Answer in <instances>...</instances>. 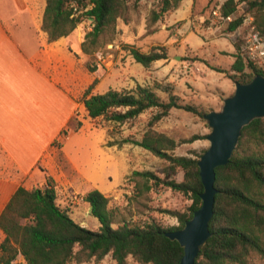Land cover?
I'll return each mask as SVG.
<instances>
[{
  "label": "trees",
  "instance_id": "1",
  "mask_svg": "<svg viewBox=\"0 0 264 264\" xmlns=\"http://www.w3.org/2000/svg\"><path fill=\"white\" fill-rule=\"evenodd\" d=\"M179 1L160 0L158 10L152 12V22L176 7ZM45 2L42 30L49 42L69 36L82 18L92 20V28L85 33L81 43V52L85 55H92L111 42V39L104 42L100 39L115 31L119 19L126 21L128 11L127 0ZM240 3H244L247 12L253 13L254 25L264 38V0H225L220 7L221 13L225 16L234 13ZM73 6L86 10L75 16ZM240 24V18L233 20L228 24V31L235 30ZM128 51L135 63L144 68L157 60L167 59L164 47H153L148 54L133 47ZM212 69L221 72L220 69ZM89 71L93 72L94 68ZM231 71L233 73L226 72V76L234 84H246L256 75L264 76V69L246 65L237 55ZM89 90L90 87L84 92L82 103L92 120L102 118L124 124L154 110L140 140L123 142L134 144L167 162L168 165L161 171L164 178L150 171H135L132 175L146 183L151 182L153 186L162 185L188 195L190 206L184 213H174L178 226L171 228L155 223L139 225L123 221L115 224L109 198L92 189L82 197L90 207L91 217L99 225L97 230H90L76 223L68 211L60 207L51 178L46 179L43 187L26 189L20 186L0 215V231L4 235L0 243V264H16L18 258L22 260L19 264H83L100 262L108 255L115 264H127L129 257L138 264H179L183 249L165 234L181 229L199 208L203 186L197 166L201 154L193 158L176 156L172 152L178 144L192 143L200 137L193 135L177 143L156 131L154 125L167 117L172 109L201 119L207 113L196 105L181 104L179 96L167 87L163 88L168 95L167 101H162L155 88L149 86L137 85L133 90L121 91L108 89L100 94H90ZM178 170L183 172L181 182L171 178ZM145 188L151 189L148 185ZM214 188L213 215L208 225L210 236L200 247L195 264H246L252 255L263 257L264 118L255 119L243 127L229 162L215 169Z\"/></svg>",
  "mask_w": 264,
  "mask_h": 264
},
{
  "label": "rangeland",
  "instance_id": "2",
  "mask_svg": "<svg viewBox=\"0 0 264 264\" xmlns=\"http://www.w3.org/2000/svg\"><path fill=\"white\" fill-rule=\"evenodd\" d=\"M159 1L127 0L126 21L119 19L115 31L103 35L100 39V42L110 39L111 42L92 55L81 53L77 45V40L82 41L85 33L91 30V19L82 18L75 30L66 37L65 49L68 58L66 57L65 61L69 72L63 83L66 88L61 91L67 102H71V113L59 135L38 141L41 154L30 167H25L24 162L19 159L12 163L9 156L7 162L4 160L2 163L3 148L0 143V175L12 178L10 190L18 186L26 189L43 187L46 179L51 178L57 193V203L68 211L76 223L90 230H97L99 225L91 217L89 206L83 202L82 197L92 189L109 198L115 224L123 221L139 225L155 223L163 228L178 224L174 213L186 212L191 204L190 197L162 185L153 186L151 182L146 183L132 175L135 171H150L163 179L164 174L161 171L168 163L134 144L123 142L140 140L154 110L147 111L133 121L117 124L102 118L90 119L82 103L83 94L89 87L90 94H99L108 89L133 90L137 85H141L155 88L162 101H167L168 95L163 90L167 87L172 93L179 95L181 104L196 105L206 113L221 110L223 100L233 94L235 87L227 78L212 82L211 78L205 75L204 65L209 67L206 61L207 44L200 40V46L191 47L190 39L199 40L195 37L196 34L192 33L188 40L182 42L178 36H174L187 21L179 18L184 8L181 7V1L157 21L152 22V12L158 10ZM218 1L209 0L207 5L196 13H193V9L191 17L209 12L210 7ZM188 4L194 7L195 0H189ZM249 13L253 17V13ZM202 22L199 25L203 29L208 25V21L205 20V24ZM123 25L128 27V30L125 31ZM125 33L137 38L142 35L144 37L134 38L135 43L130 44L125 41V38H129ZM235 40L239 47L241 39L237 37ZM131 46L142 53L145 50L150 51L153 47H164L168 61L166 65L158 61L144 68L133 59H127ZM227 61V57H217L214 63L219 65ZM193 62L204 72L201 70L200 74L196 75L192 72L185 73L183 67H194ZM90 68H94V71L90 72ZM176 69L181 73L177 74ZM186 74L188 78L184 77ZM154 129L177 143L193 135L200 137L192 143L178 144L172 152L176 156L195 158L209 145L206 140L210 132L207 122L182 110L172 109L167 117L154 125ZM111 143L114 145L108 146ZM171 178L181 182L183 172L178 170ZM146 185L151 189L146 190ZM21 262L19 258L16 260V264ZM83 264L115 262L108 255L100 262ZM127 264L138 263L129 257ZM246 264H264V256L252 255Z\"/></svg>",
  "mask_w": 264,
  "mask_h": 264
},
{
  "label": "crops",
  "instance_id": "3",
  "mask_svg": "<svg viewBox=\"0 0 264 264\" xmlns=\"http://www.w3.org/2000/svg\"><path fill=\"white\" fill-rule=\"evenodd\" d=\"M180 1L182 2L181 7L184 8L181 10L179 18L187 19V21L174 36H178L182 42L188 40V36L192 33L196 34L195 37L199 40L192 41L190 39L191 47L200 46V40L207 44L208 57L207 60H204L208 61L209 67L204 65L205 75L209 76L212 82L227 78L226 72L233 73L231 67L239 49L235 39L238 37L242 41L244 27L239 25L235 30L228 31V24H222L208 29L207 26L210 23L208 21V25L202 29L199 24L209 18L211 10L202 15L197 14L193 18L191 15L206 6L209 0H195L194 7L188 4L189 0ZM45 5V0H0V143L2 144L0 145L3 148L2 163L4 160L7 162L9 156L12 163H16V160L19 159L24 162L25 167H30L41 154L38 141L59 135L71 113V102L69 100L67 102L61 91L66 88L63 83L69 72V66L65 61V58H68L65 49L66 37H61L53 42L48 41L47 34L42 30ZM204 16L207 18L205 19ZM123 27L125 31L128 30L125 25ZM126 34L129 35V38H125V41L130 44H134L135 39L144 37L142 35L137 38L132 34ZM82 41L77 40L80 51ZM149 52L145 50L143 53L148 54ZM195 56L202 57L197 54ZM217 57H227L229 61L218 65V63H214ZM127 59L132 60L130 54ZM158 61H162V65H166L168 60H157L153 64ZM193 64L195 68L199 67L202 70L194 62ZM194 67H191L189 71L184 70V72L200 74L201 71L195 73ZM212 68L220 69L223 72H216ZM165 71H167V67H165ZM202 72L204 71L202 70ZM176 73L181 72L176 69ZM184 77L188 78V75L186 74ZM227 79L234 87V83L229 78ZM11 180L12 178L8 175H0V215L13 193L20 187L10 190ZM88 208L90 209V207ZM3 238L4 235L0 231V243Z\"/></svg>",
  "mask_w": 264,
  "mask_h": 264
},
{
  "label": "water",
  "instance_id": "4",
  "mask_svg": "<svg viewBox=\"0 0 264 264\" xmlns=\"http://www.w3.org/2000/svg\"><path fill=\"white\" fill-rule=\"evenodd\" d=\"M234 92L223 100L220 111L203 116L210 128L209 145L197 161L203 192L201 205L181 229L165 236L183 249L179 264H195L200 247L210 236L208 225L213 215L215 169L225 166L238 144L241 130L255 119L264 118V76L256 75L246 84H234Z\"/></svg>",
  "mask_w": 264,
  "mask_h": 264
},
{
  "label": "built area",
  "instance_id": "5",
  "mask_svg": "<svg viewBox=\"0 0 264 264\" xmlns=\"http://www.w3.org/2000/svg\"><path fill=\"white\" fill-rule=\"evenodd\" d=\"M224 1L225 0H219V2L214 5L215 7L211 9L209 13V18L206 19L207 21H210L207 28L210 29V28H215L218 25L229 24L233 20L240 18L241 19L240 25L245 27V32L243 33L242 43L237 51V56L246 65L251 64L257 68L264 69V38L260 35L259 31L256 29L254 25V18L249 12L245 10L244 3H240L236 7L234 13L226 16L223 15L221 13L220 7L222 6ZM89 7L90 6L88 5L87 8ZM85 10L73 6V12L75 16L81 14ZM203 22H205V20ZM190 68L191 67L187 68L186 66H184L183 70L189 71ZM194 71L198 73L201 70L199 69V67H196L194 68ZM174 226H178V224Z\"/></svg>",
  "mask_w": 264,
  "mask_h": 264
}]
</instances>
